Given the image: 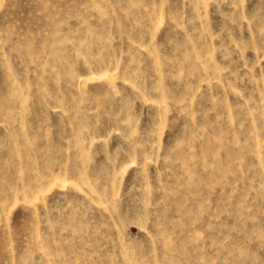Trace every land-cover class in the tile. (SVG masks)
Returning a JSON list of instances; mask_svg holds the SVG:
<instances>
[{"label":"rangeland","instance_id":"rangeland-1","mask_svg":"<svg viewBox=\"0 0 264 264\" xmlns=\"http://www.w3.org/2000/svg\"><path fill=\"white\" fill-rule=\"evenodd\" d=\"M0 264H264V0H0Z\"/></svg>","mask_w":264,"mask_h":264}]
</instances>
